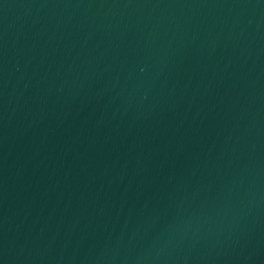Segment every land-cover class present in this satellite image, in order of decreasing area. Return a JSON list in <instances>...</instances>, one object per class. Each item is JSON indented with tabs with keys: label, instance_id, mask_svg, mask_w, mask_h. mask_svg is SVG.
I'll return each instance as SVG.
<instances>
[{
	"label": "water",
	"instance_id": "95a60500",
	"mask_svg": "<svg viewBox=\"0 0 264 264\" xmlns=\"http://www.w3.org/2000/svg\"><path fill=\"white\" fill-rule=\"evenodd\" d=\"M0 264H264V0H0Z\"/></svg>",
	"mask_w": 264,
	"mask_h": 264
}]
</instances>
